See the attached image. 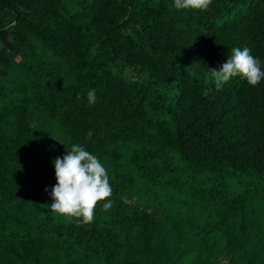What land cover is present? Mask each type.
I'll use <instances>...</instances> for the list:
<instances>
[{
	"label": "trees",
	"instance_id": "16d2710c",
	"mask_svg": "<svg viewBox=\"0 0 264 264\" xmlns=\"http://www.w3.org/2000/svg\"><path fill=\"white\" fill-rule=\"evenodd\" d=\"M232 47L264 65V0H0V264H264V80L216 90ZM72 144L113 190L88 224L45 191Z\"/></svg>",
	"mask_w": 264,
	"mask_h": 264
},
{
	"label": "clouds",
	"instance_id": "9594fccd",
	"mask_svg": "<svg viewBox=\"0 0 264 264\" xmlns=\"http://www.w3.org/2000/svg\"><path fill=\"white\" fill-rule=\"evenodd\" d=\"M212 0H174L176 9L206 10ZM210 69V81L219 91L223 84L234 77H241L250 86H257L264 80V65L254 57L248 47H232L230 55L218 69ZM211 89L205 88L201 94L209 95ZM90 105L96 103L94 89L87 92ZM66 154L52 159L56 183L45 191L51 197L49 205L52 212L79 223H92L98 203L103 209L112 206L113 190L108 170L100 159L79 144H72Z\"/></svg>",
	"mask_w": 264,
	"mask_h": 264
},
{
	"label": "rangeland",
	"instance_id": "374dc122",
	"mask_svg": "<svg viewBox=\"0 0 264 264\" xmlns=\"http://www.w3.org/2000/svg\"><path fill=\"white\" fill-rule=\"evenodd\" d=\"M136 77V76H135Z\"/></svg>",
	"mask_w": 264,
	"mask_h": 264
}]
</instances>
